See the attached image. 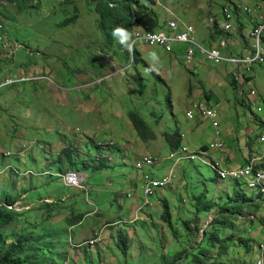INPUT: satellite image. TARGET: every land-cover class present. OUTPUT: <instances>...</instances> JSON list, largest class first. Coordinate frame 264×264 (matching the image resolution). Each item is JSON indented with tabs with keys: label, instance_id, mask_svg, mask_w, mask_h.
Returning a JSON list of instances; mask_svg holds the SVG:
<instances>
[{
	"label": "rangeland",
	"instance_id": "rangeland-1",
	"mask_svg": "<svg viewBox=\"0 0 264 264\" xmlns=\"http://www.w3.org/2000/svg\"><path fill=\"white\" fill-rule=\"evenodd\" d=\"M154 1L144 2L156 10L163 26L173 17L192 24L204 44L210 42L207 18L222 17L226 6L242 3L253 6L257 2ZM27 4L28 8L19 12L6 0H0L7 45L5 48L0 41V165L10 166L0 174V195L3 197L6 190L13 195L20 194L23 200L17 208L34 207V210L27 223L18 222L2 229L0 257L20 235L31 239L18 256L27 264H156L163 254L182 253V242L184 248L185 243L197 244L203 231L188 240L185 234L178 233L177 238L169 234L159 220L162 201L170 205L174 221L193 219L190 206L193 193L186 190L189 179H202L200 172L204 180L197 184L202 188V181L206 182L210 196L217 197L209 199L214 206L224 192H237L257 200L260 210L254 217H248L253 225L242 218L239 224L244 229H237L239 232L253 229L246 239L253 247V255L247 262L255 264L264 250V246L260 247L264 245V195L257 190L249 191L244 181L219 183L209 168L198 162L183 161L173 187L152 198L149 209L139 211L144 197L141 182L138 183L141 176L133 163L143 153L165 159L170 151L163 133L175 128L182 136L183 146L192 150L213 143L216 136L211 121L186 118L190 105L206 102L207 95L218 101L214 107L219 113L223 139L229 143L224 154L215 156H231L241 164L249 154L247 145L253 148L255 144L256 149L264 151V140L259 143L260 136L264 135V66L255 68L251 80L237 73L238 87H235L231 76L236 75L237 69L233 64L216 66L201 57L195 74L187 67L186 44H179L174 52L168 53L162 47L139 43L136 45L139 52L137 48L134 50V68L124 60L125 54L130 56L129 48L108 46L88 0H28ZM72 16H77L74 22L59 26ZM249 24L250 20L246 22ZM250 35L248 27L245 31L248 41ZM229 39L243 43L238 28ZM127 42L128 39L121 40L122 44ZM240 71L243 73L244 68L240 67ZM250 91L258 96L255 107L247 98ZM258 108L261 113L257 112ZM133 110L140 112L152 127L154 138L144 142L138 137L130 119ZM93 142L100 148L104 144L107 148H119L117 153H108L106 169L83 172L86 176L77 173L81 176L78 186L58 177L56 154L69 144L77 146L79 157L86 155L94 169L98 150ZM88 149L95 153L89 155ZM121 157H126L122 160L124 166H119ZM171 167L172 163H165L151 168V172L156 178H162ZM54 196L55 201L49 199ZM41 198L49 203L60 202L66 209L60 216L51 210L52 217L43 218L46 208L42 207ZM180 199L183 206L179 204ZM72 211L86 216L82 224L67 228ZM218 212L215 208L207 218L196 220V228L204 230ZM149 215L153 221L149 220L150 227L143 236L138 224L145 223ZM121 231L134 241L128 257L117 249ZM96 236L101 241L91 247L86 259L81 249L86 247L85 241ZM243 257L242 254L241 260ZM173 261L170 258L169 262Z\"/></svg>",
	"mask_w": 264,
	"mask_h": 264
},
{
	"label": "trees",
	"instance_id": "trees-1",
	"mask_svg": "<svg viewBox=\"0 0 264 264\" xmlns=\"http://www.w3.org/2000/svg\"><path fill=\"white\" fill-rule=\"evenodd\" d=\"M10 4L14 5L16 9L21 12L28 8V0H6ZM148 1L154 3V0H88L89 4L93 6L92 11L97 15V21L99 29L101 30L103 38L106 39L108 46L114 44L117 45L118 49L125 48L121 44V37H130L136 26L142 27L148 31H158L163 28L160 20V16L157 14L156 10L149 7ZM264 1V0H260ZM133 6L135 8H133ZM77 16H72L66 18L64 21L59 23L61 25H68L74 22ZM119 28L121 31L113 34L114 29ZM242 30V29H241ZM241 32V31H240ZM241 37L242 33H240ZM224 36V35H223ZM211 40L216 41V36L212 35ZM124 60L130 64L131 58L129 54L124 55ZM134 67V66H133ZM131 68V67H130ZM135 68V67H134ZM137 68V67H136ZM232 85L238 87V83L233 79ZM211 95H207L206 99L212 104H216L212 100ZM214 99V98H213ZM130 119L134 130L136 131L138 137L142 141H149L154 138L152 127L145 121L144 117L140 112L133 110L130 114ZM167 147L169 151L176 152L182 148V136L178 129L173 131H165L163 133ZM96 149V143L93 142ZM118 148H100L101 155H106L109 152H114ZM77 146L73 144L67 145V148H63L59 151L56 164L58 165L59 173H66L68 171L76 172H93L94 170L100 171L106 169V158H100L98 166L92 169L90 162H88L87 157H79ZM243 167V166H242ZM104 177L101 176V179ZM188 192L193 193L191 203H193V219H181L174 221L171 214V207L166 201H162V214L159 217L160 222L166 227L168 233L177 238V234H185L186 239H191L195 235H199L203 231V237L201 241H197V244H192L191 242H182L183 252L175 254L168 252L167 255L160 256L157 259L156 264H253L247 262V258L253 255V247L246 241L248 238V233L253 229L249 228L246 231L239 232L237 229H244L243 225L239 224V221L243 218L249 225H253L252 221L248 217H254L260 210L257 200L255 197H248L246 195H240L235 192L232 197H222L219 203L214 206L209 200V191L206 189H200L198 187L189 184L187 188ZM11 200L8 199V202ZM256 203V204H255ZM180 206H183V201L179 200ZM54 205L56 207L54 208ZM52 209L49 207L42 213L43 218L52 217L51 210L56 211V216H60L62 212L66 209L62 204L56 203L52 204ZM217 208L219 212L215 215V218L209 223V225L204 229H197L195 226L196 220L200 221L207 218L213 210ZM150 211V210H149ZM31 212L17 213L11 211H5L0 209V237L3 235V230L10 224H15L18 222H28V218ZM86 214L75 213L72 211L69 213L66 227L73 228L76 227L84 221ZM153 221V217L149 215L145 223H139V229L144 236V233L148 227H150L149 220ZM197 221V222H198ZM181 224L177 227V224ZM114 222H110L113 224ZM154 226V225H152ZM179 229L183 230V233ZM117 249L124 257H128L132 250L133 240L124 232H119L118 234ZM31 239L25 237L24 235L18 236L15 243L10 244L8 248L3 252L0 257V264H27L25 261H21L18 257L25 250V245ZM143 248V247H142ZM141 248V249H142ZM91 246H86L82 249L83 253L88 259ZM162 248H158V252H161ZM145 255L144 251H141ZM243 254V261L241 256ZM170 258H173V262H169ZM183 260L181 261V259ZM181 261V262H180ZM180 262V263H179ZM37 264V263H36ZM144 264H147L144 262Z\"/></svg>",
	"mask_w": 264,
	"mask_h": 264
},
{
	"label": "built area",
	"instance_id": "built-area-1",
	"mask_svg": "<svg viewBox=\"0 0 264 264\" xmlns=\"http://www.w3.org/2000/svg\"><path fill=\"white\" fill-rule=\"evenodd\" d=\"M248 20H250V24L246 25ZM241 25L245 27V31L248 27L251 28V43L243 46L241 56L225 55V52L230 48L226 39H220L214 46H207L199 39L194 25L182 23L175 17L167 20L165 26L158 31H147L138 28L134 32L132 43L134 45L142 42L149 47H162L168 53L174 52L177 45L186 44L188 47L185 55L186 63L194 73L198 72L197 66L202 61L201 57H204V61L216 66L225 64L242 65L247 71L251 72L255 66L264 65V3L258 2L253 6L249 4L226 6L223 8L221 18L212 16L207 21L210 37L211 35H218V33L232 35L237 28L239 31ZM1 29L2 23L0 20ZM255 96V92L250 93V98ZM198 117L202 120L211 121L213 128L218 129L217 112L206 102H194L187 110L186 118L188 120L193 121ZM216 134L219 136L218 131ZM263 140L262 138L261 141ZM212 147L222 148V144H215ZM138 166H141V164L139 163ZM221 175L226 176L225 173ZM231 176L236 179L241 177L248 179L250 187L256 188L264 195V163L254 162L244 170L232 173ZM67 179L75 181L76 175L70 174ZM167 183L168 181L160 183L152 181L150 178L146 179L143 188L145 196H152L156 190L165 187ZM93 242H96V240Z\"/></svg>",
	"mask_w": 264,
	"mask_h": 264
},
{
	"label": "clouds",
	"instance_id": "clouds-1",
	"mask_svg": "<svg viewBox=\"0 0 264 264\" xmlns=\"http://www.w3.org/2000/svg\"><path fill=\"white\" fill-rule=\"evenodd\" d=\"M258 2H263L264 3V1H260V0H257L256 3H258ZM242 4H244V3H242ZM234 5H236V4H234ZM219 18H221V17H219ZM0 20H1V23H2V29L0 30V41L2 42V44L4 43V47L7 48V45L5 44L6 37L4 36V33H3L4 32V25H3V16H2V13L1 12H0ZM138 28L143 29L142 27L136 26L135 29H134V31H133V33L131 34L130 37H121V39H120V42H121V40L128 39L127 45L122 44V43L121 44L125 46V48H122V49H126V48H129L130 49V51H129L130 58H131L130 64L132 63L131 64L132 67L134 66L133 65L134 64V57H135L134 50H136V48H137L136 47L137 44H134L133 45L132 42H133V39H134V32ZM120 31L121 30L119 28L114 29L113 34L115 35L116 33L120 32ZM239 31H241L240 33H242V36L243 37H241V35H240V39L243 40V43L238 44L237 42L230 41L229 38H231V36H233V34L232 35H224L223 36V34L218 33V35H215L216 36V41L215 40L214 41L211 40V37H210V39H209L210 42L205 43V44L207 46H214V44H216V42H218L220 39L221 40L222 39H226V41H227V43H228V45H229L230 48H229V50L227 52H225V55L241 56V54L243 52V46L245 44L251 43V40L248 41V39H246V37H245V27H243V25H241ZM232 50L238 51V52H240V54L239 55L233 54ZM137 51H138V48H137L136 52ZM225 65H228V64H225ZM225 65H222V66H225ZM131 66H129V68ZM234 66H236V65H234ZM263 66L264 65L255 66L252 69L251 72L247 71V69L244 66H242V65L241 66H236V69H237L236 75H232L231 77H233L234 80H236L237 73H239L240 76L243 79L246 78L248 80H251L252 78H250V76L253 74L255 68L256 67H263ZM240 67H243L244 68L243 73L240 71ZM195 74H198V72L195 73ZM236 82H238V81L236 80ZM252 92H254V91H252ZM250 93H251V91H250ZM250 93L247 95V98H248V100L251 103H253L252 106L255 107L256 104L254 103V101L257 99L258 96H257V94L255 92L256 96L254 98H250ZM212 100H214L216 102V104H212V103H210L208 101H206V103L209 104V106H211L213 109L216 110V107H214V106L215 105H218V101L215 98L214 99L212 98ZM216 112H217V122H218L219 126H218V129L217 130L214 129L215 130L216 139L209 146H204V147H202L200 149L192 150V149H190L187 146H183V144H182V148H180L176 152H171L170 151V154L165 159H163L159 155H152V154H148V153H143V154L139 155V157L134 161L133 166H134L135 170L140 173L139 176H141L140 177V181H138V183L141 182L142 192H143V197H144L143 205L139 207V209H138L139 211H142V210L143 211L144 210L146 211V209H149L150 208L149 207L150 206V200H152V198H154L159 192H161L163 190H167L170 187H173L174 183L177 180L178 168L180 170L179 165L183 161L191 162V163L198 162L199 165H201L202 167L209 168L213 173H215V175L217 176V181L219 183L220 182H227V181H229V182H233V183L238 184L239 182L244 181L246 183L247 188L249 189V191H256V188H251L250 187V182H249L248 179H245L244 177H241L239 179H236V178H233L231 176V174L234 173V172L240 171L238 168H240L242 166H246V167L250 166L252 164V162H253V161H251V158H254V162L255 163H258V164L264 163V156H263V154H260L263 151V149H259V148L256 149L255 148L254 141H252L250 139V141L254 144V147L253 148H250V145H247V147H248L247 149L249 150V154H248V156L244 159V161L241 164L237 162V160H236L237 158L235 159V161H233V157H231V156H227V155L215 156L216 153L224 154L226 152V145L227 146L229 145V143L226 144L225 141H224V139H223V136L224 135L221 132V123L218 120L219 113H218L217 110H216ZM257 112L258 113H261L262 110L260 108H258L257 109ZM198 120H202V119L198 117L194 121H198ZM217 131L219 132V136L216 134ZM262 138L264 139V135H261L260 138H259L260 139L259 140V143L260 144L262 142L261 141ZM219 143L222 144V148H213L212 147V146H215V144H219ZM107 146H108L107 144H104L101 148H105L106 149ZM96 147H99V146L96 144ZM97 150H98L97 158L95 160H93V163H96V161H97V164H96V166H94V168L98 166V162H99V159L100 158H106L107 159L106 165L109 162L108 153L106 155H101L100 148L97 149ZM184 150H186V151H184ZM118 151H119V148L117 150H115L114 152H112V153H117ZM88 153L90 155V154L95 153V152H93V149H88ZM57 156H58V153L56 154V159H57ZM84 156H86V155H84ZM171 156H173V157L171 158ZM256 156L257 157H260V159H255ZM124 158H126V157H123V158L121 157V160H120L121 164H119V166H124L125 165V163L122 161ZM88 162H90V166L93 165L92 164V161H88ZM139 163L141 164V166H138ZM165 163H172V167L169 169L168 173L164 177H162V178H156L154 176V174L151 172V168H153L155 166L164 165ZM234 166H236V167H234ZM9 169H10V166H8V165H0V174L1 173L3 174L4 171L6 172ZM77 173H80V174L85 175L83 172H76V171H68V172H66L64 174L58 173L57 175L60 178L63 177L64 181L67 182L69 185L78 186L80 184V182H81V176L79 174H77ZM198 173H199V175H200V177L202 179L198 178L197 181H194L193 179H189L188 180V182H189L188 184H192L193 186L200 188L197 183H199L200 180H204V176H203L202 173H200V172H198ZM222 173H225L226 176L223 177L221 175ZM70 174L76 175V180L75 181H73L72 179H69V180L67 179L68 176L70 177ZM149 178L152 179V181H158L160 183H164L165 181H168V183L165 185V187L156 190L152 196L146 197L145 194H144L143 188H144L145 180L146 179H149ZM202 183H203V185H202V188H200V189H202V190L203 189H206L207 190V188H206V182L205 181H202ZM34 189H38V188L35 187ZM25 193L27 194L28 191L25 190ZM3 194H4L3 197H1V195H0V209L1 210H5L7 212L8 211L17 212V213L32 212L34 210V207L28 208L26 210H23L21 208L20 209L17 208V207H21V206H18V203L23 200V199H21L22 196L20 194L13 195L12 193L10 194V191H8V190H6L5 192H3ZM234 195H235V193L229 194V193L224 192L221 195H219L218 197H220V196H222V197H225V196L232 197ZM240 195H242V194H240ZM261 195H263V194H261ZM126 197L127 198H131L129 194H127ZM215 198H217V197H215ZM215 198L214 197H211L210 196V193H209V199L210 200L211 199H215ZM8 199H10L11 201L8 202ZM49 199H53L55 201L56 200V197L54 196V197H51ZM46 200L47 199H45V198H41L40 199L43 208H47V207L51 206L52 204H55L56 203L54 201L51 202V203H49ZM25 206H27V205H25ZM134 222H132V223H134ZM94 240H96V242H93ZM100 241H101V238L99 236L98 237L96 236L93 239H90V240L85 241V244H86V246H91L92 247V246L98 245L97 243H99ZM263 246L264 245H261L260 247H263ZM74 248H79V247L77 246V247H74ZM81 252H82V249H81ZM81 252H80V254H81ZM261 253H262L261 254V258L255 264H264V250H262ZM167 254L168 253H166V255Z\"/></svg>",
	"mask_w": 264,
	"mask_h": 264
},
{
	"label": "bare ground",
	"instance_id": "bare-ground-1",
	"mask_svg": "<svg viewBox=\"0 0 264 264\" xmlns=\"http://www.w3.org/2000/svg\"><path fill=\"white\" fill-rule=\"evenodd\" d=\"M139 43H142V42H138L137 43V46H138V44ZM142 44H144V43H142ZM260 154H263V156H264V151L263 152H261ZM255 159H260V157H255ZM251 161H253L252 163H254V158H251ZM246 168V166H243V167H240V168H238L240 171H242V170H244Z\"/></svg>",
	"mask_w": 264,
	"mask_h": 264
},
{
	"label": "crops",
	"instance_id": "crops-1",
	"mask_svg": "<svg viewBox=\"0 0 264 264\" xmlns=\"http://www.w3.org/2000/svg\"><path fill=\"white\" fill-rule=\"evenodd\" d=\"M216 17H217V16H216ZM209 18H210V17H209ZM209 18H207V19L205 20L206 25H207V21H208ZM217 18H219V17H217ZM224 136H225V135H224Z\"/></svg>",
	"mask_w": 264,
	"mask_h": 264
}]
</instances>
